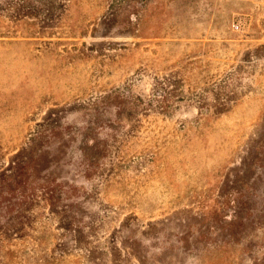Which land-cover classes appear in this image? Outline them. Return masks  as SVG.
<instances>
[{"label":"rangeland","instance_id":"374dc122","mask_svg":"<svg viewBox=\"0 0 264 264\" xmlns=\"http://www.w3.org/2000/svg\"><path fill=\"white\" fill-rule=\"evenodd\" d=\"M264 0H0V264H264Z\"/></svg>","mask_w":264,"mask_h":264},{"label":"crops","instance_id":"0c3cea01","mask_svg":"<svg viewBox=\"0 0 264 264\" xmlns=\"http://www.w3.org/2000/svg\"><path fill=\"white\" fill-rule=\"evenodd\" d=\"M254 31L255 43L257 44V46L262 45L264 43V28H259Z\"/></svg>","mask_w":264,"mask_h":264}]
</instances>
